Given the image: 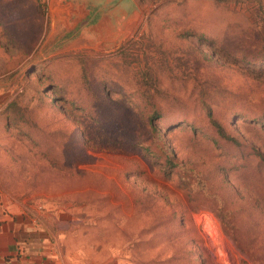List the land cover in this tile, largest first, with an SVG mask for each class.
Masks as SVG:
<instances>
[{
	"label": "rangeland",
	"instance_id": "rangeland-1",
	"mask_svg": "<svg viewBox=\"0 0 264 264\" xmlns=\"http://www.w3.org/2000/svg\"><path fill=\"white\" fill-rule=\"evenodd\" d=\"M0 87L49 264H264V0H0Z\"/></svg>",
	"mask_w": 264,
	"mask_h": 264
},
{
	"label": "crops",
	"instance_id": "crops-1",
	"mask_svg": "<svg viewBox=\"0 0 264 264\" xmlns=\"http://www.w3.org/2000/svg\"><path fill=\"white\" fill-rule=\"evenodd\" d=\"M69 9L70 20L75 21L69 31L76 30L82 24L85 26V20L90 18V22L97 20L99 27H83L82 32H93L96 40L103 38L101 25L104 23L101 18L98 20L99 15L103 16L100 9L86 11V7L84 9L79 2ZM7 90L0 87V123L12 101V92ZM46 235V228L38 227L23 205L12 201L0 176V264H49L43 259L44 254L49 253Z\"/></svg>",
	"mask_w": 264,
	"mask_h": 264
},
{
	"label": "trees",
	"instance_id": "trees-1",
	"mask_svg": "<svg viewBox=\"0 0 264 264\" xmlns=\"http://www.w3.org/2000/svg\"><path fill=\"white\" fill-rule=\"evenodd\" d=\"M11 105V104H10ZM7 110H8V108H7Z\"/></svg>",
	"mask_w": 264,
	"mask_h": 264
}]
</instances>
